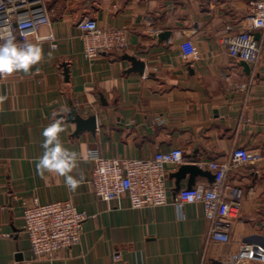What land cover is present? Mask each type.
Wrapping results in <instances>:
<instances>
[{
	"label": "crops",
	"instance_id": "0c3cea01",
	"mask_svg": "<svg viewBox=\"0 0 264 264\" xmlns=\"http://www.w3.org/2000/svg\"><path fill=\"white\" fill-rule=\"evenodd\" d=\"M46 1L51 23L31 38L53 37L42 43L44 59L31 75L0 77V95L7 97L0 106V264H229L242 244L264 246V160L227 175L242 190L228 242L210 238L202 204L172 203L177 185H190L191 174L175 177L182 166L226 161L236 148L264 157V37L255 31L262 56L256 65L247 63L248 71L222 43L250 28L255 0ZM86 18L102 29L127 31V52L103 53L91 66L77 29ZM125 56L143 62L144 72L133 70ZM71 107L83 119L96 116L93 133H77L67 120ZM61 110L67 114L61 139L78 154L86 146L98 156L149 159L183 149L186 163L169 170L170 203L132 209L126 198L102 201L90 184L95 160L79 162L73 175L82 174L84 182L75 191L63 177L39 176L42 131ZM212 182L198 175L192 187ZM24 201L71 202L88 213L80 242L37 259L22 229Z\"/></svg>",
	"mask_w": 264,
	"mask_h": 264
},
{
	"label": "built area",
	"instance_id": "2783aa9c",
	"mask_svg": "<svg viewBox=\"0 0 264 264\" xmlns=\"http://www.w3.org/2000/svg\"><path fill=\"white\" fill-rule=\"evenodd\" d=\"M51 10L46 0H0V27H10L17 41L30 39L42 26L50 25ZM264 0L251 4V25L248 30L229 34L222 43L234 57L250 65L261 60L262 48L255 37L257 27L254 21L264 19ZM94 25V27H90ZM79 38L83 42V55L93 66L101 54H124L129 48L128 33L123 29H102L94 19L86 18L77 24ZM155 33V30L152 31ZM179 152L180 159L172 154ZM168 157L165 161L163 158ZM264 157L257 151L236 148L226 161L199 163L200 168H208L214 181L179 191L173 204L183 207L186 204H202L212 228L210 238L228 242L233 221L238 219L242 207V190L227 181L228 173L237 166L258 163ZM186 163L185 151L174 148L158 152L149 159H116L98 156L91 179L94 194L102 201L120 202L126 198L132 209H149L168 205V175L172 167ZM191 198V199H190ZM22 229L27 233L31 249L37 259L51 257L77 245L84 231V224L90 215L79 210L71 202H51L40 204L22 203ZM245 261L264 263V246L242 244L237 260L229 264Z\"/></svg>",
	"mask_w": 264,
	"mask_h": 264
},
{
	"label": "clouds",
	"instance_id": "9594fccd",
	"mask_svg": "<svg viewBox=\"0 0 264 264\" xmlns=\"http://www.w3.org/2000/svg\"><path fill=\"white\" fill-rule=\"evenodd\" d=\"M261 15L264 16V14ZM254 23L257 27H264V19H257ZM90 27H94V25H90ZM52 38L51 36L37 37L35 43L27 38L17 41L10 27H0V77H8L14 73L33 74V67L44 59L43 41ZM48 55L51 57V52ZM191 55L193 57L198 55L195 48L192 49ZM38 72L39 69L36 70V74ZM6 99V96L0 95V106ZM63 111L53 112L52 122L42 131L41 148L43 152L35 161V168L41 177H44L45 173L63 177L65 186L69 190L75 191L84 182L82 174H78L79 178L77 175H73L79 166V162L98 159V154L87 150L86 146H82L85 150L79 154L64 146L61 133L66 131L64 125L70 110L67 111L66 115L62 114ZM58 116L60 118H57ZM172 156L176 160L180 159L179 152L173 153ZM163 159L167 161L169 158L164 157Z\"/></svg>",
	"mask_w": 264,
	"mask_h": 264
},
{
	"label": "water",
	"instance_id": "95a60500",
	"mask_svg": "<svg viewBox=\"0 0 264 264\" xmlns=\"http://www.w3.org/2000/svg\"><path fill=\"white\" fill-rule=\"evenodd\" d=\"M256 39H258V35H255ZM124 59L130 61L133 64V70L138 71L139 73H143L145 70V64L143 62H140L136 57L133 56H125ZM242 65L247 69H249V65L246 62H243ZM66 76H67V69ZM67 120L70 122H74L78 126L77 133L80 134L85 130H89L90 132H94L97 128V118L96 116H91L88 119H83L79 113L78 110L75 107H71L70 113L67 117ZM191 174L190 179V185L189 188H192L194 185V178L198 175L206 176L211 181H214V175L210 174L208 171H204L200 169L197 165H184L180 168L178 173L175 174V177L180 180L184 178L186 174ZM181 187L178 184L177 185V192L180 191Z\"/></svg>",
	"mask_w": 264,
	"mask_h": 264
}]
</instances>
